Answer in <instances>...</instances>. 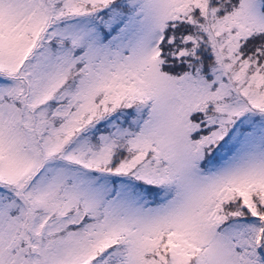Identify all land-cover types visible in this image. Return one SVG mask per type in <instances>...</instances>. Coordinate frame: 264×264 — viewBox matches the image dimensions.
Here are the masks:
<instances>
[{"label": "snow or ice", "instance_id": "snow-or-ice-1", "mask_svg": "<svg viewBox=\"0 0 264 264\" xmlns=\"http://www.w3.org/2000/svg\"><path fill=\"white\" fill-rule=\"evenodd\" d=\"M0 264H264V0H0Z\"/></svg>", "mask_w": 264, "mask_h": 264}]
</instances>
